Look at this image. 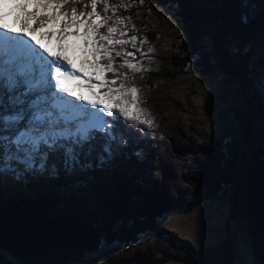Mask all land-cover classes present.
<instances>
[{"label": "trees", "instance_id": "obj_1", "mask_svg": "<svg viewBox=\"0 0 264 264\" xmlns=\"http://www.w3.org/2000/svg\"><path fill=\"white\" fill-rule=\"evenodd\" d=\"M144 1L173 7L182 25L177 44L179 55H183L182 66L192 57L206 56L201 51V38L210 35L213 27L220 39L216 50L229 67L227 72L247 87L251 81L246 77L251 70L248 59L254 53L252 41L264 21V3L204 0L200 6L195 0ZM242 16L247 17V23L242 22ZM106 72L104 77L110 80L112 75L108 78ZM245 103L246 148L240 157L239 140L231 132L203 141L158 137L132 122L127 126L122 119L117 121L116 135L126 137L131 148L107 162L101 164L93 155L89 158L91 167H77L66 173L60 163L62 158L55 156L58 174L36 175L39 180L33 183L30 195L0 196V246L25 263L77 264L101 244L129 245L146 233L169 235L168 230L157 225L159 218L171 210L215 199L225 187H233L227 197L230 208L224 226L228 228L234 218L242 220V232L250 237L252 255L264 264V131L261 122L256 126L253 122L264 112V99L254 90L246 96ZM238 159V173L244 182L235 187ZM75 183L79 186L73 187ZM171 238L182 249L173 254L179 264L229 263L232 255L229 238L209 249L213 262L198 254L186 240ZM135 261L126 258L117 264L148 262Z\"/></svg>", "mask_w": 264, "mask_h": 264}, {"label": "rangeland", "instance_id": "obj_2", "mask_svg": "<svg viewBox=\"0 0 264 264\" xmlns=\"http://www.w3.org/2000/svg\"><path fill=\"white\" fill-rule=\"evenodd\" d=\"M86 1L88 12H91L90 0ZM195 1L200 6L204 5V0ZM257 1L264 3V0ZM107 3V12L104 11L103 3L97 5V11L102 12L101 19L105 16L111 17L108 26H115L118 29L112 34V38L124 39L129 43L108 46L115 72L105 69L101 75L104 77L103 73L107 71L106 76L112 75L110 80H115L116 83L100 88L102 94L109 88L113 90L119 88L121 83L126 89L135 86L139 90L137 94L139 107L146 109V116L154 121L151 126L140 125L144 130L158 137L171 135L195 141L209 140L231 132L235 139L239 140L240 156L246 148L243 143V131L246 129L244 116L247 114L245 98L250 92L257 90L264 99V21L257 37L252 41L254 53L248 59L251 70L246 75L251 77V81L244 88L237 77L227 72L229 67L221 61L222 56L215 46L220 39L217 38L213 27L210 28V35L201 38V51L206 52V56L200 54L192 57L182 66L180 60L183 55H179L177 51L182 25L174 16L173 7L164 8L144 0L137 3L131 0H107ZM100 8L101 11L98 10ZM95 19L88 17L87 21L91 23ZM13 27H16V24ZM121 32L124 35H120ZM100 33L106 34L107 27H101ZM39 34L40 31L32 33L30 37H18L20 34L10 36L7 33L5 34L7 37L0 36V59L12 53L14 50L12 45L18 40L27 41L34 38L41 44ZM132 36L137 38L135 48L130 40ZM46 38L52 42L50 34ZM32 43L39 49L36 41ZM102 43L107 45V41ZM113 47L115 51L112 50ZM150 49L152 51H149ZM117 51L124 55L117 56ZM101 52L103 53V49ZM128 52L135 55L128 56L126 55ZM125 60L142 70L130 68L124 63ZM102 62L109 63L103 55L99 63ZM203 67L207 69L204 70ZM126 99L131 100V93H128ZM235 111L239 112L238 115ZM120 119L123 120L122 117ZM253 122L255 126L261 122L264 131V112L260 119L256 117ZM237 163L234 174L235 187L239 185ZM28 177L33 179L32 183L26 178L18 180L11 174L0 175V196L13 193L30 195L33 192V183L39 178ZM53 179L55 178L51 180ZM76 186H79L78 183L73 185ZM232 188L225 187L215 199L203 204L192 208L174 209L159 218L156 221L157 225L168 230L169 235L146 233L139 235L129 245L101 244L96 251L87 254L77 264H117L126 258L136 260L135 262L148 261L146 264H179L173 258V254L181 252L182 249L172 241L171 237L174 236L186 240L198 254L212 262L215 260L209 249L219 247L223 239L229 238L232 255L229 263L221 264H248L241 254L242 246L239 245L238 239L241 220L234 218L228 228L224 226L230 208L227 197ZM242 237L250 248L249 235L242 232ZM5 261L9 260L0 253V263ZM253 261L254 264H259L254 257Z\"/></svg>", "mask_w": 264, "mask_h": 264}, {"label": "snow or ice", "instance_id": "obj_3", "mask_svg": "<svg viewBox=\"0 0 264 264\" xmlns=\"http://www.w3.org/2000/svg\"><path fill=\"white\" fill-rule=\"evenodd\" d=\"M69 2L74 3L76 0H0V5L11 3L21 10V14L16 17L20 20V27L9 28L7 24L0 23V30H4V33H19L18 37H30L57 19L54 16L40 18L42 9L55 8L57 16L67 15L61 13L60 9ZM90 3L92 11L87 16L96 19L91 23L87 20L80 22V28L87 25L80 37L84 43L73 44L85 57L79 68L68 56L48 52L43 44H40V48H43L41 52L33 46L31 39L18 40L12 45V53L0 59V175L11 174L18 180L36 175L55 176L60 170L53 159L57 155L62 158L60 163L66 173L75 171L77 167H91L89 158L93 155L103 164L118 152L131 148V142L126 137L116 135L117 121L121 117L127 126H132L131 122L153 125L154 121L146 116L147 110L139 107V90L135 86L126 89L121 83L119 88H109L103 94L92 92L85 96L69 93L61 82L62 77L80 79L83 76L88 81L86 86L92 89L97 87L91 83L92 74H95L100 87L116 83L101 75L105 69L115 72L108 46L123 45L129 41L114 40L112 34L118 29L108 26L111 17L101 19L97 5L103 3L104 11L107 12V0H90ZM32 6L36 11H28ZM76 13V8H72L73 20L77 18ZM80 15L85 13L80 12ZM241 19L247 23L246 16ZM30 22H36L37 26L30 28ZM101 27H107L106 34L100 33ZM68 30L62 29L60 35L63 36ZM43 36L41 33V38ZM136 39L135 36L130 38L134 48ZM102 41H107V45ZM36 43L39 44V41ZM112 50L115 51V48ZM102 55L109 63H99ZM116 55L124 54L117 51ZM126 55L134 56L135 53L128 52ZM89 56H95L96 62L90 63ZM124 63L136 71L142 70L128 60ZM62 93H69L85 104H76L74 101L70 105L63 104L61 101L65 97ZM128 93H131V100L126 99ZM133 154L137 157L141 155L135 150Z\"/></svg>", "mask_w": 264, "mask_h": 264}, {"label": "bare ground", "instance_id": "obj_4", "mask_svg": "<svg viewBox=\"0 0 264 264\" xmlns=\"http://www.w3.org/2000/svg\"><path fill=\"white\" fill-rule=\"evenodd\" d=\"M76 8L77 10V18L73 20L71 9ZM88 6L86 0H76V2H69L65 4L61 9V13H67V15H61L57 16V12L55 8L47 9V10H41L39 13L40 18H46L47 16H54L57 17V19L54 20L53 23L47 24L44 28L39 29L40 31V38L41 33L44 34L43 38H41V44H43L44 48L48 50V52L52 53H62L63 55L68 56L70 59L73 60V62L76 64L77 68L81 66V64L84 62V55L82 52L73 47V44L75 42H79L81 44L84 43L83 40L80 39V37L83 36L87 25H85L83 28H80V22L85 21L88 19L87 13H88ZM28 11L34 12L36 11V8L34 6L29 7ZM80 12H84L85 15L81 16ZM21 14V10L18 8H15L11 3H7L4 5H0V16H2V19H0V23H5L9 26V28H15L13 27L14 24H16V27H20V20L16 19L17 16ZM15 21V22H14ZM36 22H30L29 27L34 28L36 27ZM77 28H79V31H77ZM62 29H69L68 31H65L63 36L60 35ZM4 30H0V36H4L6 33L3 32ZM37 32V31H36ZM54 33L55 36H54ZM10 36L11 35H17L19 33H7ZM50 34L52 42L46 38ZM6 36V35H5ZM7 37V36H6ZM29 37V36H28ZM32 42L38 41L36 39H32ZM39 46V49L43 52V48H40V44H36V46ZM66 49V50H65ZM47 56V53L44 54ZM88 60L90 63L96 62L95 56H89ZM93 75V79L91 83L93 85H97V87H94L92 89H89L86 85L88 83L87 79H85L83 76L80 77V79L76 78H61V82L63 83L64 87L69 90V93L75 92L77 95H85L88 96L92 92L101 93L100 86H98V82L95 79V74ZM69 93H62V95L65 97L61 103L70 105L73 101L76 104H85L84 101H79L76 99L75 96L69 95ZM242 250L241 254L244 257V259L248 262V264H254L253 259L250 257L246 243H241ZM1 254L5 255L2 251H0Z\"/></svg>", "mask_w": 264, "mask_h": 264}, {"label": "water", "instance_id": "obj_5", "mask_svg": "<svg viewBox=\"0 0 264 264\" xmlns=\"http://www.w3.org/2000/svg\"><path fill=\"white\" fill-rule=\"evenodd\" d=\"M237 167H239V160H238V163H237ZM238 178H239V184L244 182L241 174H238ZM240 222H242V220ZM238 239H239V245L241 243H245V241H244V239L242 237V228H241V226L238 228ZM0 251H2L4 254H6V256H5L6 259H8L12 264H35V263H25V262L21 261L14 253H12L11 251L5 249L2 246H0ZM248 252H249L250 257L253 259L252 251L250 250V248L248 249Z\"/></svg>", "mask_w": 264, "mask_h": 264}]
</instances>
